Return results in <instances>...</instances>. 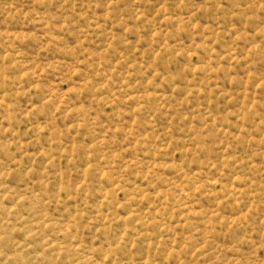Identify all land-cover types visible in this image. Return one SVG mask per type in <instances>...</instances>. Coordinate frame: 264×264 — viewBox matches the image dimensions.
<instances>
[{
    "label": "rangeland",
    "instance_id": "obj_1",
    "mask_svg": "<svg viewBox=\"0 0 264 264\" xmlns=\"http://www.w3.org/2000/svg\"><path fill=\"white\" fill-rule=\"evenodd\" d=\"M0 264H264V0H0Z\"/></svg>",
    "mask_w": 264,
    "mask_h": 264
}]
</instances>
